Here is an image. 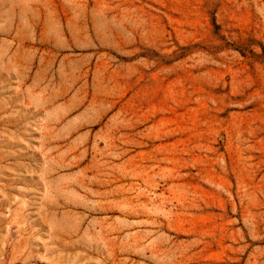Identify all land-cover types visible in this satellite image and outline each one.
I'll return each mask as SVG.
<instances>
[{
  "label": "rangeland",
  "instance_id": "1",
  "mask_svg": "<svg viewBox=\"0 0 264 264\" xmlns=\"http://www.w3.org/2000/svg\"><path fill=\"white\" fill-rule=\"evenodd\" d=\"M0 264H264V0H0Z\"/></svg>",
  "mask_w": 264,
  "mask_h": 264
}]
</instances>
